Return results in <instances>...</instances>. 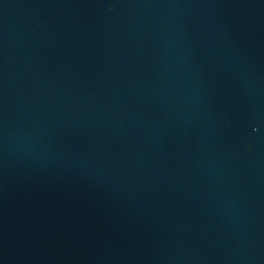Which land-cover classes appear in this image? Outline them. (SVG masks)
Wrapping results in <instances>:
<instances>
[{"label": "water", "instance_id": "water-1", "mask_svg": "<svg viewBox=\"0 0 264 264\" xmlns=\"http://www.w3.org/2000/svg\"><path fill=\"white\" fill-rule=\"evenodd\" d=\"M0 264H264V0H0Z\"/></svg>", "mask_w": 264, "mask_h": 264}]
</instances>
